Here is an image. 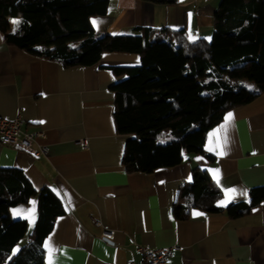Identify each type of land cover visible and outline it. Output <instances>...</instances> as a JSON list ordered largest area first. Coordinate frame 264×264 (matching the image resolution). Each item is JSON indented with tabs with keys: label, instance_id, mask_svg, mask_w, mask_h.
I'll return each instance as SVG.
<instances>
[{
	"label": "crops",
	"instance_id": "crops-1",
	"mask_svg": "<svg viewBox=\"0 0 264 264\" xmlns=\"http://www.w3.org/2000/svg\"><path fill=\"white\" fill-rule=\"evenodd\" d=\"M219 2L109 0L106 14L90 23L98 35L168 27L183 29L191 40H209ZM0 37V117H19L24 131L42 129L38 142L48 145L46 155H33L0 142V167L23 170L36 191L51 188L66 211L43 240V264L50 253L51 264L137 263L138 245H176L164 264H264V199L236 218L192 209L188 218L176 219L172 212L193 167L205 169L219 187L221 206L246 200L252 187L264 186V90L226 111L207 132L204 149L211 158L183 152L177 165L127 172L122 156L129 136L116 131L110 89L120 78L110 67L137 65L139 55L103 52L93 65L68 67L6 43L1 31ZM79 139L86 148L76 144ZM228 189L236 191L222 205ZM10 215L26 220L27 237L37 218V197L11 208Z\"/></svg>",
	"mask_w": 264,
	"mask_h": 264
},
{
	"label": "trees",
	"instance_id": "trees-1",
	"mask_svg": "<svg viewBox=\"0 0 264 264\" xmlns=\"http://www.w3.org/2000/svg\"><path fill=\"white\" fill-rule=\"evenodd\" d=\"M171 4L177 0H144ZM109 0H0L4 40L64 66L93 65L103 52L136 53L137 65H115L113 117L128 135L122 164L127 172H152L204 149L207 132L226 111L264 90V0H220L209 40H191L183 29L136 27L131 34H96L90 18L105 15ZM20 21L18 27L12 21ZM15 28V31H14ZM37 197V218L26 237L25 219L10 209ZM222 193L207 171L193 167L172 207L176 219L192 209L230 218L264 199V186L246 200L221 206ZM65 207L49 187L36 191L23 170L0 167V264H43V240ZM15 250V251H14Z\"/></svg>",
	"mask_w": 264,
	"mask_h": 264
},
{
	"label": "built area",
	"instance_id": "built-area-1",
	"mask_svg": "<svg viewBox=\"0 0 264 264\" xmlns=\"http://www.w3.org/2000/svg\"><path fill=\"white\" fill-rule=\"evenodd\" d=\"M43 137L44 131L42 129L24 131L22 129V120L19 117L14 119L0 117V142L3 144L19 147L33 155H46L48 145L38 142ZM76 144L82 148L87 147V143L83 139L77 140ZM95 223L99 224L97 221ZM103 236L110 238L111 233L104 231ZM176 248V245L159 248H148L138 245L137 250L141 253V260L137 263L128 261L126 264H164Z\"/></svg>",
	"mask_w": 264,
	"mask_h": 264
},
{
	"label": "snow or ice",
	"instance_id": "snow-or-ice-1",
	"mask_svg": "<svg viewBox=\"0 0 264 264\" xmlns=\"http://www.w3.org/2000/svg\"><path fill=\"white\" fill-rule=\"evenodd\" d=\"M13 25L17 26L19 25L20 21L18 20H13L12 21ZM97 22L94 20L93 21V24H96ZM14 31H15V28H14ZM0 39H2V37H0ZM231 116V114H229V117ZM42 123V122H41ZM216 178L218 179V172L216 173ZM235 189H228L227 192H226V199L225 201H222L221 204H226L228 202V199H230L231 197L228 196V193H235ZM243 195H247L246 192L242 193ZM194 215H202L201 213H194ZM15 251V250H14ZM49 264H51V253L49 254Z\"/></svg>",
	"mask_w": 264,
	"mask_h": 264
},
{
	"label": "rangeland",
	"instance_id": "rangeland-1",
	"mask_svg": "<svg viewBox=\"0 0 264 264\" xmlns=\"http://www.w3.org/2000/svg\"><path fill=\"white\" fill-rule=\"evenodd\" d=\"M211 38V37H210Z\"/></svg>",
	"mask_w": 264,
	"mask_h": 264
}]
</instances>
